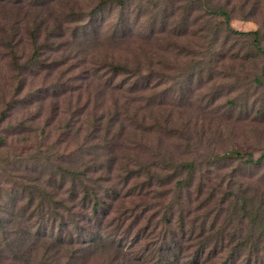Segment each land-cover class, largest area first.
<instances>
[{"label": "rangeland", "instance_id": "obj_1", "mask_svg": "<svg viewBox=\"0 0 264 264\" xmlns=\"http://www.w3.org/2000/svg\"><path fill=\"white\" fill-rule=\"evenodd\" d=\"M29 1L26 6L2 4L3 26L15 31L12 41H16L15 51L21 61L31 51L21 20L37 15L50 26L44 34L51 49L45 51L44 66L50 71L35 66L32 72L23 75L14 72L4 46L9 37L0 26V113L9 101L23 99L22 103L13 104L0 121V137L7 144L0 147V207L5 191L14 181L25 184L30 180L35 182L30 185H36L56 178L59 183L63 168L87 171L89 185L101 192L113 185L116 190L125 191L121 165L133 160L153 167L188 160L205 166V157L211 154L234 150L257 158L264 149V119L256 116V111L264 106L262 93L256 94L257 90L253 92V86L248 85L260 71L258 58L246 62L235 58L219 61L210 78L207 69L201 73L196 70L199 76L179 90L178 83L189 77L195 61H201L206 54L210 41L207 28L219 24V19L205 16L204 8L195 5L186 13L181 0H112V8L105 13L112 21L128 18L124 28L127 35L115 34L108 24L101 32L97 30L96 36L82 33L79 19L89 22L90 11L102 0H56L45 5L41 3L43 0ZM120 1L126 6L123 16V11L117 8L116 2ZM207 2L203 4L225 7L232 29L261 30L264 36V0ZM162 25L165 32L147 41L150 27ZM76 28L77 35L72 33ZM220 46L215 49L221 50ZM103 60L130 67L137 64L145 78L151 77L152 86L165 82L159 89L141 94L143 102L148 99L153 104L151 97L156 93H161L163 99L170 92L175 98L170 99L169 105H150L145 109L143 102L142 105L132 102L137 97L132 94L121 92L120 98L118 94L106 97L98 95L101 89L95 95L96 82L90 81V77H96L95 67L101 66L99 62ZM169 76L178 78L173 83L167 79ZM62 91L65 93L61 96ZM116 98L117 105L112 102ZM242 98L246 103L248 100L249 112L232 115L231 105L226 101ZM167 117L170 131L159 129L158 125ZM11 131L24 132L10 138ZM231 168L211 173L213 182L224 181ZM250 169L241 170L237 180L248 195L261 201L264 165ZM91 264L102 263L97 258Z\"/></svg>", "mask_w": 264, "mask_h": 264}, {"label": "trees", "instance_id": "obj_2", "mask_svg": "<svg viewBox=\"0 0 264 264\" xmlns=\"http://www.w3.org/2000/svg\"><path fill=\"white\" fill-rule=\"evenodd\" d=\"M55 1L43 0L41 3ZM111 2L100 1L90 11L89 22L79 19L82 33L97 36V30L101 32L109 24L115 34L127 35L124 28L129 19L112 21L105 13L106 9L112 8ZM181 2L185 3L186 13L196 5L204 8L205 16L219 19V24L207 28L210 41L206 54L201 56V61H195L189 77L178 83L179 90L187 88L186 85L199 76L196 70L201 73L207 69L210 78L219 61L235 58L246 62L258 58L260 71L253 75L248 85L253 86V92L257 90L256 94L262 93L264 103V36L261 30L243 32L232 29L225 7H209L203 4L208 3L207 0ZM116 3L123 16L124 2ZM2 4L26 6L30 1L0 0V26L9 37L4 46L14 72L23 75L32 72L35 66L50 71L47 65L44 66L45 51H51L44 34L50 26L37 15L21 20L28 33L26 42L31 48L21 61L22 57L15 51L16 41H12L15 31L3 26ZM163 27L151 26L146 33L147 41L163 34ZM16 28L21 30L17 25ZM77 29L72 33L77 35ZM231 41L233 43L229 44ZM219 44L221 50L215 49ZM230 50L244 53L234 55ZM99 63L101 66L95 67L93 72L96 77H90V81L96 82L95 95L102 89L98 95L110 97L118 94L120 98L123 92L137 96L132 102L142 105L144 98L141 94L165 84L159 81L152 86L151 77L145 78L137 64L130 67L105 60ZM177 78L167 77L173 83ZM64 93L62 91L60 95ZM160 94L151 97L155 101L153 104L148 99L143 102V108L169 105L170 99L175 98L170 92L163 99ZM118 98L112 100L115 105ZM228 100L226 103H230L232 115L249 112L248 100L247 103L244 98ZM22 101H9L0 113V121L13 104ZM256 116L264 119V106L256 111ZM101 117L104 119L105 115ZM169 121L167 117L158 125L159 129L170 131L166 125ZM23 132L11 131L10 138ZM5 144V139L0 137V147ZM204 163L205 166L191 160L172 164L169 161L160 167L140 165L134 160L124 163L120 176L125 191L116 190L113 185L101 192L89 185L87 171L65 168L59 175V183L56 178L36 185H30L35 183L30 180L25 184L14 181L5 191V198L1 199L0 264H91L97 258L102 264H264V199L255 201L237 180L241 170L247 172L264 165V149L257 158L251 153L231 150L221 155H208ZM230 166L231 172L226 173L225 182H213L211 173L229 170Z\"/></svg>", "mask_w": 264, "mask_h": 264}]
</instances>
